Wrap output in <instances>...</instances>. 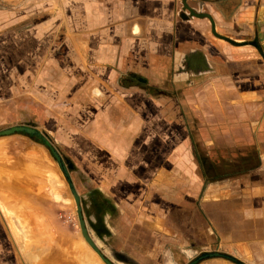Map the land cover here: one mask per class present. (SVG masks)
Returning <instances> with one entry per match:
<instances>
[{
  "label": "crops",
  "instance_id": "obj_1",
  "mask_svg": "<svg viewBox=\"0 0 264 264\" xmlns=\"http://www.w3.org/2000/svg\"><path fill=\"white\" fill-rule=\"evenodd\" d=\"M0 114L87 145L110 264H264V0H0Z\"/></svg>",
  "mask_w": 264,
  "mask_h": 264
},
{
  "label": "rangeland",
  "instance_id": "obj_2",
  "mask_svg": "<svg viewBox=\"0 0 264 264\" xmlns=\"http://www.w3.org/2000/svg\"><path fill=\"white\" fill-rule=\"evenodd\" d=\"M3 118L0 114V264H107L83 238L76 202L55 157L62 159L81 197L86 226L102 224L103 211H97L103 202L95 187L88 186L101 175L88 168L89 155L81 152L88 150L87 145L72 146V139L55 120ZM17 128L39 133L47 145L21 134H4ZM69 161L79 169L71 172ZM23 195H27L25 201Z\"/></svg>",
  "mask_w": 264,
  "mask_h": 264
},
{
  "label": "water",
  "instance_id": "obj_3",
  "mask_svg": "<svg viewBox=\"0 0 264 264\" xmlns=\"http://www.w3.org/2000/svg\"><path fill=\"white\" fill-rule=\"evenodd\" d=\"M17 130H23V131H26L27 133H34V131H32L31 129H27V128H22V129H17ZM13 131H16V130H10V131H6L4 132V134H9ZM55 157L56 159L58 160V163L62 169V171L65 173L66 175V178H67V181L69 183V186L71 188V191H72V194H73V197H74V200L76 202V205H77V213L79 215V219H80V228H81V233L83 235V238L86 240V242L102 257V259L105 261V263L107 264H110L104 257L103 255H101L99 249L96 247L94 241L91 239V237L89 236V233H88V230H87V227H86V224H85V220L83 218V214H82V208H81V204H80V201H81V198H80V195L77 193L74 185H73V182L70 178V175L68 174V170L66 168V166L64 165L62 159L57 155L55 154ZM211 257H223V258H227L237 264H242L240 263L239 261H237L235 258L233 257H230V256H224L222 254H205L203 255L202 257L198 258L196 260V262L202 260V259H205V258H211Z\"/></svg>",
  "mask_w": 264,
  "mask_h": 264
},
{
  "label": "trees",
  "instance_id": "obj_4",
  "mask_svg": "<svg viewBox=\"0 0 264 264\" xmlns=\"http://www.w3.org/2000/svg\"><path fill=\"white\" fill-rule=\"evenodd\" d=\"M36 136L32 137L34 138L37 142L43 144V145H47V141L44 137L40 136V134L35 133Z\"/></svg>",
  "mask_w": 264,
  "mask_h": 264
}]
</instances>
